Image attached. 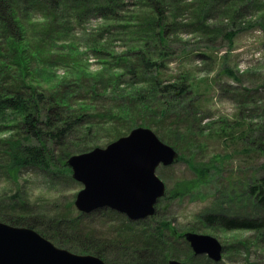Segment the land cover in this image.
<instances>
[{"label":"trees","instance_id":"1","mask_svg":"<svg viewBox=\"0 0 264 264\" xmlns=\"http://www.w3.org/2000/svg\"><path fill=\"white\" fill-rule=\"evenodd\" d=\"M229 1L198 0L199 9L192 14L196 31H205L207 10ZM244 1L233 0L230 8ZM183 3L0 0V167L1 161H6L7 174L14 180L25 168L70 177L67 161L73 147L77 153L89 152L147 124L149 116L163 117L180 110L192 85H163L160 77L174 54L172 37L183 26L178 22ZM92 19L100 24L86 29L84 25ZM117 43L125 44L127 52L119 53ZM93 60L100 67L96 72L90 69ZM182 160L180 155L179 162ZM192 167L200 179L209 177L208 170ZM189 186L168 192L162 200L184 195L183 189L194 188ZM247 198L256 207L254 215L242 219L210 213L203 216L207 227L263 234L264 176L248 186ZM12 203L25 207L20 199ZM100 213L117 215L110 209L95 214ZM0 222L33 229L59 248L68 246L75 254H93L106 264H168L176 258L170 244L185 241L169 222L144 228V221L125 218L124 230L112 244L94 240L70 246L56 239L40 218L1 210ZM57 222L61 225L65 220ZM66 222L72 233H77L76 221ZM187 262L215 264L194 255Z\"/></svg>","mask_w":264,"mask_h":264},{"label":"rangeland","instance_id":"2","mask_svg":"<svg viewBox=\"0 0 264 264\" xmlns=\"http://www.w3.org/2000/svg\"><path fill=\"white\" fill-rule=\"evenodd\" d=\"M239 3L230 8L233 0L221 2L207 10L205 31L197 32L192 14L199 9L198 0H184L178 19L183 26L172 37L174 54L165 63L160 80L163 85L191 84V95L177 112L149 116L150 124L147 121L136 128L152 130L184 157L173 166L157 169L166 194L185 185L194 188L183 189L185 194L174 199H161L155 216L143 221L144 228L169 222L179 235L195 233L217 239L224 248L222 261L215 263L205 256L215 264H264V233L207 227L203 217L218 212L242 219L254 215L256 207L247 198V188L264 176V0ZM99 22L92 19L84 27L95 29ZM115 48L119 53L128 50L123 43ZM90 69L100 70L95 60ZM73 149L70 157L84 154ZM6 166L7 162L1 161L0 212L40 218L56 239L69 246L94 240L112 244L123 232L125 218L129 220L123 214H82L77 210L76 196L84 186L72 173L67 177L25 168L14 180ZM192 166L208 170L209 177L200 179ZM19 199L25 207L12 203ZM61 219L65 222L59 225ZM66 221H76L77 233H72ZM170 246L176 258L169 261L188 264L187 259L196 256L186 241ZM60 248L70 251L68 246Z\"/></svg>","mask_w":264,"mask_h":264},{"label":"water","instance_id":"3","mask_svg":"<svg viewBox=\"0 0 264 264\" xmlns=\"http://www.w3.org/2000/svg\"><path fill=\"white\" fill-rule=\"evenodd\" d=\"M180 154L150 129L136 128L105 148L72 156L67 161L75 181L84 188L75 206L82 214L110 209L132 222L152 218L166 195L157 176L160 166L178 163ZM185 241L196 256L222 261L223 246L211 236L186 233ZM0 264H106L93 255H78L58 248L33 229L0 222ZM168 264H185L171 260Z\"/></svg>","mask_w":264,"mask_h":264}]
</instances>
